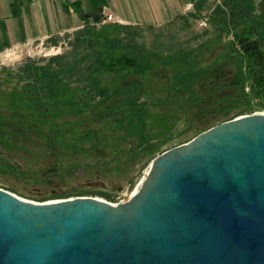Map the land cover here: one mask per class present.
I'll return each mask as SVG.
<instances>
[{"label": "trees", "instance_id": "obj_1", "mask_svg": "<svg viewBox=\"0 0 264 264\" xmlns=\"http://www.w3.org/2000/svg\"><path fill=\"white\" fill-rule=\"evenodd\" d=\"M205 1L193 0L188 17L199 19ZM248 2H226L230 15L218 6L208 18L213 46L223 48L209 61L212 44L205 42L159 56L167 61L155 64L153 54L136 47L132 26L86 21L66 35L64 54L29 59L16 74L3 69L0 77L14 90L0 91V149L84 158L104 149L111 155L94 162L136 165L164 154L176 137L195 138L226 122L239 107L246 114L255 105L264 110V1L261 9ZM59 40L52 36L48 42L56 47ZM4 84L0 80L1 89Z\"/></svg>", "mask_w": 264, "mask_h": 264}, {"label": "water", "instance_id": "obj_2", "mask_svg": "<svg viewBox=\"0 0 264 264\" xmlns=\"http://www.w3.org/2000/svg\"><path fill=\"white\" fill-rule=\"evenodd\" d=\"M102 14L81 18L100 24ZM151 163L117 205L38 204L0 188V264H264V113L216 124ZM128 183L76 188L120 194Z\"/></svg>", "mask_w": 264, "mask_h": 264}, {"label": "rangeland", "instance_id": "obj_3", "mask_svg": "<svg viewBox=\"0 0 264 264\" xmlns=\"http://www.w3.org/2000/svg\"><path fill=\"white\" fill-rule=\"evenodd\" d=\"M232 1L233 0H206L199 19L188 17V13L186 15H178L173 21L159 27L148 25H118L132 26L133 29L131 30L136 36L134 42L136 47L138 50L141 49L153 54V62L155 64H159L161 61H167L166 58L165 60H158L159 56H169L183 50H195L205 42H210V44H212V47H210L211 49L206 50V59L209 61V57L212 53H214L212 55L218 54L223 48L219 45L216 47L213 46L214 43L212 40H214L216 36L214 29L210 27L208 18L218 6L226 8V13L230 15V9H228L224 3L226 4L227 2L228 5H230ZM248 1V4L255 5L257 8L261 9L259 3L264 0ZM104 20H107V17L103 16L102 21L97 25L117 24L113 23L112 20H107L106 22H104ZM88 24L93 25L92 22ZM74 32L55 35L60 39L59 45L56 47L51 46L47 39L45 41H37L30 46L12 47L6 50L0 49V51H2L0 52V74L3 69L16 74L19 68L29 59L33 61L47 60L53 56L64 54V52L69 50L67 44L70 41L66 39V35L73 34ZM230 38L232 37H229V39ZM227 39L228 37H225L223 41ZM3 78L4 76H1L0 80L5 84L2 89L0 88V91L2 93H11L14 90V83H9V80L4 81L5 79ZM73 83L74 85L72 87L77 86L76 81H73ZM232 93H235V91L231 90L229 92V94ZM254 104H257V102L254 101ZM256 106L257 105L254 106L255 108L250 114L241 112L244 106L239 107L226 117L225 121L239 116L264 113V110H260ZM102 122L104 121L102 120ZM219 123L220 122H217L216 124ZM177 128L179 130L178 133H180L182 125H179ZM109 138H112V136ZM192 138L193 134H189L179 140L178 137H176L174 142L164 146L162 151L164 152L173 147H178V145L189 142ZM0 151V154H2L0 159V188L24 199V201L27 200L38 204L72 198L81 199V197L94 198V200L99 199L108 203L113 202L117 197H120L122 201H127L131 195L136 192L135 190L143 179H145L153 160L152 158H146L142 162H136V165H132L129 162H94L96 158L104 157L108 154L111 155L104 149H98L94 154L85 158L81 153L72 157L65 155L64 157L61 155L55 156L48 151H39L38 148L33 149L30 153H25V151L22 150L5 152L4 149H0ZM4 157L5 159L2 161ZM4 160H8L9 162H4ZM11 165L20 167L22 170L11 172L8 168ZM89 182L94 184L104 182L108 186L117 183L123 184V182L129 183L122 193L111 197L96 188H76L78 185L87 184ZM53 191H59L61 194L53 196L45 195Z\"/></svg>", "mask_w": 264, "mask_h": 264}, {"label": "crops", "instance_id": "obj_4", "mask_svg": "<svg viewBox=\"0 0 264 264\" xmlns=\"http://www.w3.org/2000/svg\"><path fill=\"white\" fill-rule=\"evenodd\" d=\"M193 0H0V49L30 46L84 27L81 15H108L122 25L163 26L193 11ZM2 52V51H0Z\"/></svg>", "mask_w": 264, "mask_h": 264}, {"label": "built area", "instance_id": "obj_5", "mask_svg": "<svg viewBox=\"0 0 264 264\" xmlns=\"http://www.w3.org/2000/svg\"><path fill=\"white\" fill-rule=\"evenodd\" d=\"M107 20L108 21L112 20V17L108 15ZM107 20H104V22H106ZM123 202H125V200L122 201V199H120V197H117L116 200H113V202H111V203L109 202V203L112 205H117V204H121V203L123 204Z\"/></svg>", "mask_w": 264, "mask_h": 264}, {"label": "flooded vegetation", "instance_id": "obj_6", "mask_svg": "<svg viewBox=\"0 0 264 264\" xmlns=\"http://www.w3.org/2000/svg\"><path fill=\"white\" fill-rule=\"evenodd\" d=\"M12 164V163H11ZM14 165V164H13ZM104 183V182H103ZM48 193H51V192H48ZM58 193H60L61 194V192H59V191H53L51 194H53V195H58ZM106 193V192H105ZM106 194H108V193H106ZM117 194L115 193V194H112V193H109L108 194V196H111V197H114V196H116Z\"/></svg>", "mask_w": 264, "mask_h": 264}, {"label": "bare ground", "instance_id": "obj_7", "mask_svg": "<svg viewBox=\"0 0 264 264\" xmlns=\"http://www.w3.org/2000/svg\"><path fill=\"white\" fill-rule=\"evenodd\" d=\"M143 180H144V179H143ZM142 182H143V181H142ZM140 184H141V183H140ZM140 184H139V186H140ZM139 186H138L137 189L135 190L136 192H137ZM136 192H134V193L131 195V197H132L133 195H135ZM72 199H74V198H72ZM65 200H66V199H65ZM67 200H68V199H67ZM67 200H66V201H67ZM98 200H99V199H98ZM58 201H59V200H58ZM101 201H102V200H101ZM105 202H106V201H105ZM125 202H126V201H125ZM107 203H108V202H107ZM123 203H124V202H123ZM108 204H110V203H108ZM111 205H112V204H111Z\"/></svg>", "mask_w": 264, "mask_h": 264}]
</instances>
